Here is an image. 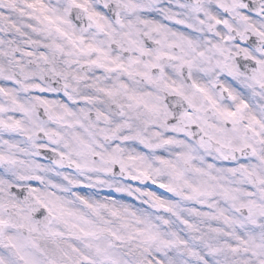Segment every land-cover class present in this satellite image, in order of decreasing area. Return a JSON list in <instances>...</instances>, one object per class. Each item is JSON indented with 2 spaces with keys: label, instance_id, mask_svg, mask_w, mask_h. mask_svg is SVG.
Masks as SVG:
<instances>
[{
  "label": "snow or ice",
  "instance_id": "snow-or-ice-1",
  "mask_svg": "<svg viewBox=\"0 0 264 264\" xmlns=\"http://www.w3.org/2000/svg\"><path fill=\"white\" fill-rule=\"evenodd\" d=\"M0 264H264V0H0Z\"/></svg>",
  "mask_w": 264,
  "mask_h": 264
}]
</instances>
